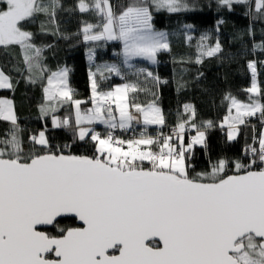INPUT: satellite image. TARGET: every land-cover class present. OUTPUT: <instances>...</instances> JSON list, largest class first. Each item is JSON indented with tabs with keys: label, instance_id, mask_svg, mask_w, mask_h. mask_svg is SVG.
Segmentation results:
<instances>
[{
	"label": "snow or ice",
	"instance_id": "obj_1",
	"mask_svg": "<svg viewBox=\"0 0 264 264\" xmlns=\"http://www.w3.org/2000/svg\"><path fill=\"white\" fill-rule=\"evenodd\" d=\"M218 3L232 10L248 0ZM58 7L60 0H0V47L18 46L25 67L16 71H26L30 83L43 79L48 70L42 48L32 42L34 34L26 25L39 14L56 24ZM77 8L97 18L95 24H83L84 41H118L123 64L131 68L133 58L156 63L157 53L169 50L168 34L153 26V12L176 13L189 10V5L185 0H129L117 11L111 0H78ZM254 11L264 19V0H254ZM208 39L200 37L197 64L221 50L219 41L211 46ZM93 55L90 49V61ZM248 68L249 102L226 95L230 104L221 128L227 126L232 141L237 126L259 113L262 130L245 146L248 163L232 161V174L221 158L209 161L207 171L190 175L187 161L193 146L207 150L205 132L193 122L190 104L183 106L188 118L178 119L170 135L153 137L142 130L138 138L123 140L111 131L103 136L96 132L94 124L108 129H128L132 121L165 124L155 101H130L129 93L143 90L137 84L100 90L97 73L101 80L105 72L119 76L116 64L98 65L97 72H89L91 107L84 110L85 101L74 99L68 87L67 68L51 72L43 87L42 117L52 113L53 127H72L69 116L60 119L54 114L70 103L76 137L90 138L91 156L65 154L59 147L53 151L43 130L29 137L33 147L25 151L13 101L0 99V121L10 124L0 135V264H264V103L253 98L261 95L256 62L250 61ZM145 73L153 77L145 68L136 70L137 75ZM0 89L14 90L3 70ZM211 126V121L205 122V127ZM189 127L195 135L185 144ZM65 218L73 223L62 225Z\"/></svg>",
	"mask_w": 264,
	"mask_h": 264
},
{
	"label": "trees",
	"instance_id": "obj_2",
	"mask_svg": "<svg viewBox=\"0 0 264 264\" xmlns=\"http://www.w3.org/2000/svg\"><path fill=\"white\" fill-rule=\"evenodd\" d=\"M252 1L234 4L229 10L218 0H185L189 10L176 13L154 11L153 26L168 34L169 50L157 53L156 63L135 59L133 67L128 68L123 64V56L119 55L121 45L118 41H84L81 29L84 23L97 22L94 13H81L77 8L78 0H60L56 24L47 23L48 18L39 14L35 22L26 25V29L34 34L32 42L42 48V63L48 70L43 79L34 84L26 81L27 72L16 71L25 67L18 46L0 47V69L12 78L14 84V90L0 89V99L13 101L25 151L33 147L29 137L43 130L53 151L59 147L65 154L93 155L94 145L90 138L79 140L73 122L72 127L55 128L51 122L52 113L42 117L43 87L51 72L67 68L68 86L75 90L73 98L85 101L84 108L90 104L89 72H97L98 65L116 64L121 71L119 76L105 72L106 79L101 80L97 73L101 91L112 90L118 83L137 84L143 90L129 93L130 101L145 105L155 101L164 115V127H175L178 119L186 120L188 117L183 106L192 105L195 109L193 122L205 132L207 150L202 145L193 146L187 161L191 165L190 175L207 171L209 161L221 158L228 161V174H232V161L248 163L250 157L244 151L245 146L253 143L254 132L259 137L262 130L260 115L238 126V134L232 141L227 138L226 128H221L230 103L224 99L226 95L231 94L243 103L249 102L250 93L246 89L251 83L250 61L256 62L257 86L261 90V95L253 98L264 103V21L252 10ZM128 2L111 0L117 11ZM42 22L45 23L44 31L41 30ZM203 33L210 34L208 42L211 46L219 41L221 50L213 57L203 56L202 62L197 64L198 38ZM188 36L192 39L188 40ZM90 49L94 53L91 61L88 58ZM140 68L152 72L153 77H147L146 73L137 75L136 70ZM154 78H158V82ZM71 109L70 103L64 104L54 114L71 118ZM207 121L212 122L211 127H205ZM9 127V122L0 121V135ZM189 129L194 136L195 129ZM255 146L258 148V144ZM36 148L40 150V146ZM144 163L148 166L147 161ZM60 222L62 225L73 223L67 218Z\"/></svg>",
	"mask_w": 264,
	"mask_h": 264
},
{
	"label": "built area",
	"instance_id": "obj_3",
	"mask_svg": "<svg viewBox=\"0 0 264 264\" xmlns=\"http://www.w3.org/2000/svg\"><path fill=\"white\" fill-rule=\"evenodd\" d=\"M174 126H157V125H149V126H131L128 129H120L117 127L116 129H108L107 127L103 129V135H106L109 131L112 132V135L116 138L128 140V139H134L138 138L141 135L142 130L146 131L147 135H151L153 137L157 136L158 134L162 135H170L173 132ZM184 136L187 137V141L189 142L191 136H193V133L190 132V129L188 128Z\"/></svg>",
	"mask_w": 264,
	"mask_h": 264
},
{
	"label": "rangeland",
	"instance_id": "obj_4",
	"mask_svg": "<svg viewBox=\"0 0 264 264\" xmlns=\"http://www.w3.org/2000/svg\"><path fill=\"white\" fill-rule=\"evenodd\" d=\"M251 6H252V10L254 11V0L252 1V4H251ZM263 21H264V19H262ZM202 35H207L208 37H210V34H208V33H203V34H201L200 36H199V38H198V40H199V42H200V37L202 36ZM208 45H211L208 41L206 42ZM135 59H141V58H133L132 60H130L129 61V63L132 65V61L133 60H135ZM141 60H144V59H141ZM144 61H146V60H144ZM1 70V69H0ZM251 71V70H250ZM257 81V80H256ZM123 84H125V83H118V84H116L112 89H114L116 86H120V85H123ZM251 84H252V73H251V83H250V87H251ZM69 87V86H68ZM249 87V88H250ZM70 88V87H69ZM71 89V88H70ZM73 91H75V90H73ZM251 95V94H250ZM73 96H74V92H73ZM90 97H91V91H90ZM4 99V98H3ZM89 102H90V98H89ZM230 104V103H229ZM63 107V105L62 106H59L58 107V110L59 109H61ZM91 107V102H90V104H88V105H86L84 108L82 107V105H81V109L82 110H84V109H87V108H90ZM235 114V109H233V115ZM257 115L259 116L260 114L259 113H257ZM256 115V116H257ZM256 116H254V117H246L245 118V120H246V122H248V121H250V119H254ZM57 117H59L60 119H63L62 117H60V116H57ZM71 119H72V122H73V124H74V127H75V113H74V109L72 108L71 109ZM149 126V125H148ZM238 126H240V125H238ZM237 126V127H238ZM92 127H93V129L96 131V132H99L100 134H102V132H101V130L98 128V127H100V128H102V129H104V128H106V126L105 125H101V124H94V125H92ZM97 127V128H96ZM224 128H226V133L228 132V128H227V126H225ZM40 132V131H39ZM39 132L37 133V135L39 134ZM195 135V134H194ZM103 136V135H102ZM185 144H187L186 142H185ZM126 147V146H125Z\"/></svg>",
	"mask_w": 264,
	"mask_h": 264
},
{
	"label": "crops",
	"instance_id": "obj_5",
	"mask_svg": "<svg viewBox=\"0 0 264 264\" xmlns=\"http://www.w3.org/2000/svg\"><path fill=\"white\" fill-rule=\"evenodd\" d=\"M157 31H160V30H157ZM163 51V50H162ZM139 58V57H138ZM143 59V58H141ZM145 60V59H144ZM67 82H68V78H67ZM51 122H52V119H51ZM143 124V122L141 121L140 123H137L136 121H132V125H141ZM98 125V124H97ZM103 126V124H101ZM55 128H61V127H55ZM97 128V127H96ZM99 128V127H98Z\"/></svg>",
	"mask_w": 264,
	"mask_h": 264
}]
</instances>
